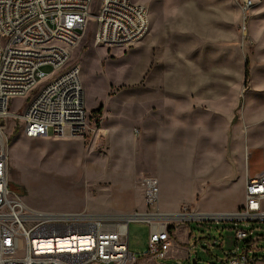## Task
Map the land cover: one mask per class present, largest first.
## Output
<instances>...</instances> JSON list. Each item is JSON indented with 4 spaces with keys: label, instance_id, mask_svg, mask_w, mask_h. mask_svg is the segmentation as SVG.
<instances>
[{
    "label": "rangeland",
    "instance_id": "rangeland-1",
    "mask_svg": "<svg viewBox=\"0 0 264 264\" xmlns=\"http://www.w3.org/2000/svg\"><path fill=\"white\" fill-rule=\"evenodd\" d=\"M95 1L97 5L100 3ZM132 1L148 8L150 29L145 37L151 33V38L159 36L153 50V65L159 64L156 77H162L170 69L180 80L185 73L196 72L200 74L198 78L214 81L222 93V125L230 126L227 143L218 152L219 169L214 172L209 168L214 155L212 146L207 144L201 161L190 172L186 171L184 186L172 188L169 177L176 171L182 172L179 168L184 155L170 152L166 156L168 168L161 175V191L169 200H182L181 206L189 205L194 211H238L237 206L244 204L239 178L246 164L252 172L264 169V0L250 10L245 37L241 32L238 0ZM95 29L92 20L82 42L71 50L67 64V67L78 64L81 68L86 111L90 115L86 134L28 138L16 120L7 126L9 181L30 209L92 214H132L149 209L142 202L141 206L133 205L132 177L135 171L141 177V169L126 167L125 157L118 150L109 151L104 146L100 131L104 113L98 116L93 112L95 108L103 110V103L110 97L107 92L110 82L116 86L133 78L139 51L130 50L137 42L125 47L97 46L93 42ZM43 69L51 71V67ZM34 93L11 99V109L24 106ZM111 105L115 106L116 101ZM159 174L157 171L160 178ZM141 178L139 185L143 187ZM236 228L252 231L254 237L264 235V221L179 223L167 263L188 264L190 257L196 264H223L227 253L238 247ZM148 240L149 224L131 221L129 249L137 259L144 256ZM243 246L245 240L239 244L240 248ZM254 246L263 249H254L250 254L264 255V239Z\"/></svg>",
    "mask_w": 264,
    "mask_h": 264
},
{
    "label": "built area",
    "instance_id": "built-area-1",
    "mask_svg": "<svg viewBox=\"0 0 264 264\" xmlns=\"http://www.w3.org/2000/svg\"><path fill=\"white\" fill-rule=\"evenodd\" d=\"M262 1L238 0L244 37L249 12ZM92 20L93 42L109 48L131 46L150 29L148 8L132 0H100L98 5L95 0H0V264H135L129 249L131 221L149 224L144 256L165 260L174 243L171 230L181 222L264 221V174L247 177L238 211L218 213L194 211L186 204L176 213L161 211L160 183L152 175L141 178L149 209L132 214L37 211L10 187L9 123H21L28 138L83 137L89 129L81 68L67 64ZM31 92L24 106L11 109V99ZM235 238L238 247L223 264H264V255L250 254L263 249L254 245L264 235L236 228Z\"/></svg>",
    "mask_w": 264,
    "mask_h": 264
},
{
    "label": "crops",
    "instance_id": "crops-1",
    "mask_svg": "<svg viewBox=\"0 0 264 264\" xmlns=\"http://www.w3.org/2000/svg\"><path fill=\"white\" fill-rule=\"evenodd\" d=\"M151 35L152 33L137 42L130 50L131 53L139 51L138 60L134 63L133 78L116 86L109 83L107 92L110 97L103 103L104 115L100 131L104 146L109 151L118 150L125 157L126 167L141 169V177L152 175L159 179V209L172 213L180 209L182 200H169L161 191V175L168 168L166 156L175 151L184 155L183 165L179 168L182 172H174L169 177L170 180L166 178L172 188L174 186L175 189H180L187 179L186 173L195 168L196 162L201 161L207 144L212 146L214 155L209 168L214 172L220 168L218 152L223 151L221 146L227 143L230 126L224 128L222 125V93L217 90L214 81L200 79V74L196 72L185 73V78L180 80L170 69L162 77H156L159 64L153 65V50L159 36L151 38ZM113 101H116L115 106L111 105ZM196 169L199 170L200 167ZM157 171L160 172V178L156 175ZM262 174L264 169L252 172L249 164H246L239 178H242L240 192L243 197L247 177ZM137 176L135 171L132 177L134 190L131 192L135 202L133 205L141 206L142 202V206H145L144 189L139 185L141 177ZM243 205L237 207L241 208ZM176 230H171L173 240ZM187 260L188 264H192L190 257ZM135 264L168 263L166 259L156 260L142 256Z\"/></svg>",
    "mask_w": 264,
    "mask_h": 264
},
{
    "label": "trees",
    "instance_id": "trees-1",
    "mask_svg": "<svg viewBox=\"0 0 264 264\" xmlns=\"http://www.w3.org/2000/svg\"><path fill=\"white\" fill-rule=\"evenodd\" d=\"M93 112L96 113L98 116L101 115L102 107L101 108H97V109L95 108ZM10 187L15 190V188L13 187V185L11 183H10Z\"/></svg>",
    "mask_w": 264,
    "mask_h": 264
},
{
    "label": "water",
    "instance_id": "water-1",
    "mask_svg": "<svg viewBox=\"0 0 264 264\" xmlns=\"http://www.w3.org/2000/svg\"><path fill=\"white\" fill-rule=\"evenodd\" d=\"M192 264H196V260H192ZM209 264H214V262H209Z\"/></svg>",
    "mask_w": 264,
    "mask_h": 264
}]
</instances>
